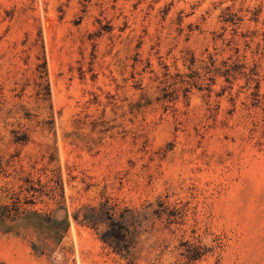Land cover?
I'll return each mask as SVG.
<instances>
[{
    "label": "rangeland",
    "instance_id": "obj_1",
    "mask_svg": "<svg viewBox=\"0 0 264 264\" xmlns=\"http://www.w3.org/2000/svg\"><path fill=\"white\" fill-rule=\"evenodd\" d=\"M0 264H264V0H0Z\"/></svg>",
    "mask_w": 264,
    "mask_h": 264
}]
</instances>
